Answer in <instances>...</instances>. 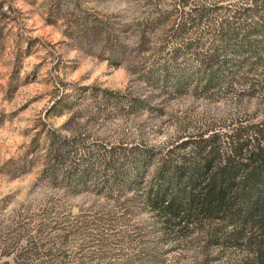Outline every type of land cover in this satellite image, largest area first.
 <instances>
[{
  "label": "trees",
  "instance_id": "trees-1",
  "mask_svg": "<svg viewBox=\"0 0 264 264\" xmlns=\"http://www.w3.org/2000/svg\"><path fill=\"white\" fill-rule=\"evenodd\" d=\"M176 3L149 11L153 28L174 14L138 75L200 95L261 90L259 111L155 153L110 152L99 170L74 161L62 191L95 201L73 211L53 195L16 208L0 219V264H164L170 247L192 249V264H264V0Z\"/></svg>",
  "mask_w": 264,
  "mask_h": 264
},
{
  "label": "rangeland",
  "instance_id": "rangeland-1",
  "mask_svg": "<svg viewBox=\"0 0 264 264\" xmlns=\"http://www.w3.org/2000/svg\"><path fill=\"white\" fill-rule=\"evenodd\" d=\"M158 6L179 8L176 0H0V219L53 195L73 211L94 202L61 189L74 161L99 170L110 152L155 153L200 125L259 111L261 90L200 95L191 82L174 91L138 75L174 14L153 28L148 14ZM162 257L199 258L172 247Z\"/></svg>",
  "mask_w": 264,
  "mask_h": 264
}]
</instances>
